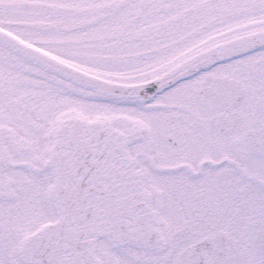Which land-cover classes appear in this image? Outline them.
Instances as JSON below:
<instances>
[{"label":"snow or ice","instance_id":"1","mask_svg":"<svg viewBox=\"0 0 264 264\" xmlns=\"http://www.w3.org/2000/svg\"><path fill=\"white\" fill-rule=\"evenodd\" d=\"M0 264H264V0H0Z\"/></svg>","mask_w":264,"mask_h":264}]
</instances>
